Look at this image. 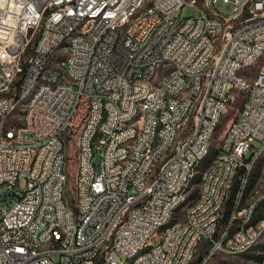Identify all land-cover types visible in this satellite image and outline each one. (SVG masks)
I'll return each instance as SVG.
<instances>
[{
  "label": "built area",
  "instance_id": "2783aa9c",
  "mask_svg": "<svg viewBox=\"0 0 264 264\" xmlns=\"http://www.w3.org/2000/svg\"><path fill=\"white\" fill-rule=\"evenodd\" d=\"M218 1L0 0V264H127L185 197L175 188L187 165L239 94L197 201L137 264H188L194 242L206 264L264 238V222L246 227L264 201L251 197L264 174L240 199L264 161V0H223L232 12ZM184 6L197 14L182 16ZM251 62L258 70L241 71ZM43 78L54 87L22 114L28 86Z\"/></svg>",
  "mask_w": 264,
  "mask_h": 264
},
{
  "label": "bare ground",
  "instance_id": "6f19581e",
  "mask_svg": "<svg viewBox=\"0 0 264 264\" xmlns=\"http://www.w3.org/2000/svg\"><path fill=\"white\" fill-rule=\"evenodd\" d=\"M115 22H108L106 24V32H114ZM66 45V38H56L55 46ZM258 70V62L251 63H242L241 71H256ZM56 84H64V77H56ZM48 87H54V80L51 78H43V82L34 81L31 86H28L26 92L22 97V114H29V109L31 104L35 103V100L39 97L42 90H47ZM227 111H220V118L218 120L212 121V126L209 129V143L211 146H208L207 149H201L199 152H196L193 155V161L190 165H187V172L182 177V184L175 188V196H185L176 198L173 200L169 209H167L166 214L163 217L162 221L156 222V231L153 237L150 240L142 242L133 250L128 251L127 253V264H137L138 258L141 256H148L154 250L159 249V246L163 243V240L166 239V235L169 234V230L174 228L178 221H174L177 217L178 211L180 208L187 203H194L197 201V195L194 198L190 197L191 191L196 185L198 192H200V181L203 180L205 172L208 171V164L203 166V162L209 156V153L213 147L215 133L221 124L223 116ZM136 119H143V112H136ZM231 122V121H230ZM229 122V123H230ZM135 116L126 115L125 124H134ZM219 146V143L218 145ZM217 157V151L212 158ZM260 158H264V150H260ZM200 174L199 182L194 183V178ZM264 174V161H259L258 163L253 164L251 169V175L249 178H246V187L240 188V199H248V189H256L258 183L260 182L261 175ZM264 183V176H263ZM197 192V190H196ZM252 198H264L263 190H251ZM188 205V204H187ZM185 206V205H184ZM187 207V206H186ZM179 217V216H178ZM264 222V211L261 214H258V209L255 210V215H250L249 219L246 220V227H255L256 225H262ZM263 239V238H262ZM261 239H257V243ZM201 242H194V249H199ZM197 251H190L188 256V264H192L195 254Z\"/></svg>",
  "mask_w": 264,
  "mask_h": 264
},
{
  "label": "rangeland",
  "instance_id": "374dc122",
  "mask_svg": "<svg viewBox=\"0 0 264 264\" xmlns=\"http://www.w3.org/2000/svg\"><path fill=\"white\" fill-rule=\"evenodd\" d=\"M217 5L222 11H225V12H232L233 7H234V4L232 2H224L223 0H219ZM197 12L198 11L195 8H192L190 6H184L180 13L182 16H189V15H195V14H197ZM63 58H65V56H63ZM260 63H262L264 66V57L262 58ZM241 102H242V95L239 94L237 96V98L234 97V100L232 101L227 112L223 116L221 124L219 125V127L215 133L214 143H213V147L209 153V157H212L215 154V152L217 151V145L219 143L220 136L226 130L229 122L235 117L237 110L241 105ZM255 144L257 147L260 146V144L258 142H256ZM67 152H68V154L73 153V149L69 148L67 150ZM68 170L70 173V177H69V182L67 184V189H68L69 194H71L73 191V187H74L75 172H76V161L74 159L68 161ZM20 184L22 187H24L26 185L25 179L21 180ZM196 188H197L196 185H194L191 192H193ZM187 204L188 203L186 202L184 204L185 206L183 205L180 208V210L178 211L177 217L174 219V221H178L180 219H183V217L185 215V210H186ZM263 211H264V209H263ZM257 244H258V246L264 245V238L261 239ZM199 249L200 250L197 251L194 259H197V258L203 259L205 250L201 249V245H200ZM251 252H252V250L242 252V253H236V254L219 252V253H216L215 255H212V257L206 262V264H254L252 259H250V253ZM260 253H262L264 255V250L262 248L260 249ZM263 260H264V258H263Z\"/></svg>",
  "mask_w": 264,
  "mask_h": 264
},
{
  "label": "trees",
  "instance_id": "16d2710c",
  "mask_svg": "<svg viewBox=\"0 0 264 264\" xmlns=\"http://www.w3.org/2000/svg\"><path fill=\"white\" fill-rule=\"evenodd\" d=\"M215 153H216V152H215ZM213 156H214V155H213ZM213 156H212V157H213ZM212 157H209V156H208V157L205 159V161L203 162V164H204L203 166H205L206 164H208V162L211 161ZM198 180H200V174H198V175L194 178V183L199 182ZM236 189H237V183H236V185H235V187H234V189H233V193H232V195H231V198H230V199L228 200V202H227V208H226V211H225V214H224L223 220H222L223 223H226V222H227V220H228V218H229V216H230V214H231L232 207H233V196H234V194H235ZM196 190H197V192H198V188H196L193 192H191V194H190V197H191V198H194V197L197 195ZM263 209H264V201H263V203L261 204V207H259V209H258V214H261V213L263 212ZM261 248L264 250V245H262V246H258V244H257V245L252 249V252L250 253V259H252V261H253L254 264H264V260H263L264 255H263L262 253H260V249H261ZM202 260H203V259H201V258L194 259V260L192 261V264H199Z\"/></svg>",
  "mask_w": 264,
  "mask_h": 264
}]
</instances>
